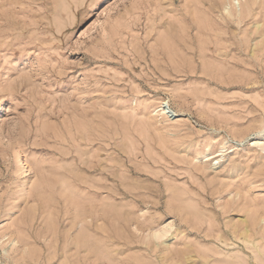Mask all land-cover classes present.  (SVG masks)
<instances>
[{"label":"rangeland","instance_id":"1","mask_svg":"<svg viewBox=\"0 0 264 264\" xmlns=\"http://www.w3.org/2000/svg\"><path fill=\"white\" fill-rule=\"evenodd\" d=\"M263 129L264 0H0V264H264Z\"/></svg>","mask_w":264,"mask_h":264},{"label":"bare ground","instance_id":"2","mask_svg":"<svg viewBox=\"0 0 264 264\" xmlns=\"http://www.w3.org/2000/svg\"><path fill=\"white\" fill-rule=\"evenodd\" d=\"M229 12V11H228ZM241 15V14H240ZM157 112H160L161 114H167V115H169V116H177L179 113L178 112H176L175 110H173L172 108H171V106H170V104H169V100L167 101V100H162L161 102H160V104L158 105V107H157ZM260 133H263V135H264V129L263 130H261V132ZM253 144H256V145H262V144H264V143H260V142H253ZM263 148H264V145L262 146ZM219 156H222V154H218V155H216V156H213V155H207V159L206 160H210V159H212V160H215V159H217V158H219ZM216 163H212V167L215 165ZM172 227V225L171 224H169L168 226H166V227H164L163 229H160L159 230V232H160V234H161V236H164V235H166L167 234V231L170 229ZM246 231H248L249 232V230L246 228ZM158 234L157 233H155V236H157ZM154 236V235H153Z\"/></svg>","mask_w":264,"mask_h":264}]
</instances>
